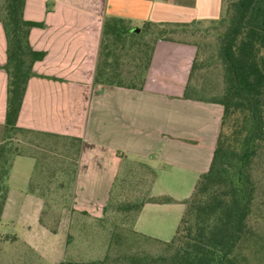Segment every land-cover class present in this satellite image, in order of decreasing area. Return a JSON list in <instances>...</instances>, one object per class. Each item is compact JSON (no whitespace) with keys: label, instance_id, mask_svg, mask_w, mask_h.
<instances>
[{"label":"crops","instance_id":"1","mask_svg":"<svg viewBox=\"0 0 264 264\" xmlns=\"http://www.w3.org/2000/svg\"><path fill=\"white\" fill-rule=\"evenodd\" d=\"M227 1L26 0L24 18L40 24L31 29L29 41L45 57L33 66L17 126L38 137L78 138L81 147L67 213L55 199L54 181L44 197L27 189L32 182L44 187L46 182L42 184L40 179L46 172L37 181L26 172H16L18 161H23L19 167L28 163L21 159L37 166L36 158L31 154L14 158L0 217V223L7 220L20 227L18 234L9 235L16 253L11 260L62 264L60 250L41 251L35 234L57 235L63 225L70 228L71 222L77 232L88 228L95 233L96 223L107 217L117 183L129 182L138 174L145 190L132 231L137 236L170 241L184 202L198 176L209 167L222 107L185 97L196 54L190 44L158 41L142 89L95 84L103 24L111 17L123 19L129 30L146 21L208 22L223 14ZM5 63L6 39L0 23V142L7 103ZM21 144L36 148L26 141ZM50 221L55 222L54 227ZM110 227L98 230L101 236H110ZM83 237L89 246L93 236L86 233Z\"/></svg>","mask_w":264,"mask_h":264},{"label":"trees","instance_id":"2","mask_svg":"<svg viewBox=\"0 0 264 264\" xmlns=\"http://www.w3.org/2000/svg\"><path fill=\"white\" fill-rule=\"evenodd\" d=\"M25 3L26 0H0V23L6 39L3 69L7 74L4 135L0 142V217L15 157L39 153L35 157L36 164L40 173L46 172L48 180L44 186L48 191L50 179L53 181L57 174L60 179L66 172L64 168H49L52 162L45 158L58 156V146L75 145L76 173L81 147L78 138L38 137L17 126L33 66L45 57V52L33 49L30 44V31L40 24L24 18ZM124 23L123 19L113 17L104 21L95 84L142 89L158 41L190 44L196 48V54L185 97L222 107L209 167L198 176L191 195L184 202V210L170 241H157L162 244V252L147 258L144 264H264V231L261 232L264 213L259 210L264 203L257 179L258 172H264V0L229 1L223 14L208 22L146 21L132 30ZM203 23H212L217 30L214 58L220 63L221 90L213 97H209L211 89L204 80L210 56L205 54V44L195 38L198 26ZM148 37L150 45L146 42ZM127 44L137 53L130 62L123 60ZM32 136L37 138L32 139ZM21 141L36 148L30 149ZM64 162L59 159L57 163L64 165ZM43 169L45 171H41ZM55 187L62 190L60 180H56ZM29 190L41 197L45 195L43 186ZM45 207H48L46 203ZM41 223L46 225L43 219ZM25 262L19 258L7 264Z\"/></svg>","mask_w":264,"mask_h":264},{"label":"rangeland","instance_id":"3","mask_svg":"<svg viewBox=\"0 0 264 264\" xmlns=\"http://www.w3.org/2000/svg\"><path fill=\"white\" fill-rule=\"evenodd\" d=\"M229 1L233 0H228L225 4V7ZM198 27L199 29L195 38L198 42L205 44V54L210 56L209 61L211 62H209L210 65L208 67V74L204 80L211 89L209 97H213L221 90L220 63L214 58L217 48V42L215 38L217 30L214 28L212 23H203ZM146 42H149L150 45L149 37L146 39ZM126 47L127 54L123 60L128 59V62H130L133 55L136 56L137 54L136 49L134 47H128V44ZM56 149L58 150V156H55L51 159L46 157L45 159L46 161L48 160L52 162L50 165L51 168L57 170L64 168V171L66 172L64 173L65 176L61 175L62 179L60 180V184L63 185V187H61L63 191L56 192V189L54 188V196H57L55 197V199H57V203L62 204L64 211L67 213L73 194V181L75 177V145H67L65 148L58 146ZM28 154H31L37 158L39 153L30 152ZM56 159L58 161L59 159H63L65 161L64 165L57 163L58 161ZM21 160H26L24 162L28 163H26L25 167H19V164H22L23 161H18L19 163H17V168L15 169L16 172L19 174L26 172L25 175L28 174L29 178L33 177L37 181L39 179L40 172L38 171V167L34 165V161L28 159ZM138 175L132 177L129 182L121 184L119 181L117 183L112 193L113 200L106 210L107 217L102 223H96L95 233L94 231L88 230V228L85 230V232L83 229L80 231L78 230L77 232L73 226V222H71L70 228L63 225L57 235L47 234V236H45L36 233L35 238L38 242L37 244L39 245L40 250L49 252L53 248L57 247L58 250H60L58 259H60L62 264H83L81 262L88 260L94 261L90 264H144L147 258L157 256L160 252H162V244L154 241L153 239L137 236L133 233L131 227L133 218L139 206V201L142 199L141 195L145 190V183L138 178ZM58 176L59 175L57 174L56 177L53 178L59 180ZM55 179H53L54 182L52 187L56 186ZM257 179L261 185L260 195H262L261 200H263L262 202L264 203V172H261L260 170L258 172ZM41 180L43 184V182L45 183L48 178L43 176L40 181ZM50 181H52V179H50ZM35 186L37 187L35 182L29 183L27 185V189H31ZM45 188L46 186L43 187L44 191L46 190ZM117 190L118 194L116 197ZM44 193L46 194V191ZM259 210L260 212L264 213V207ZM49 223L53 227L55 226V222L50 221ZM105 225L111 226L110 236L108 233L106 237L101 236V232L98 231L101 230L102 227L107 228ZM19 228L20 227L17 225L14 226V223L11 221L3 220L0 223L1 264H7V262H10L9 260H11L16 255L12 243H6V240L10 238L9 235L15 236V234H18L20 232ZM263 231L264 228H262L261 232ZM86 233H91L93 236V240L90 242L89 246L83 237V235ZM77 252L79 253L77 254ZM57 263L58 262L54 263L51 262V260H47V262L44 264ZM37 264H39V262Z\"/></svg>","mask_w":264,"mask_h":264}]
</instances>
